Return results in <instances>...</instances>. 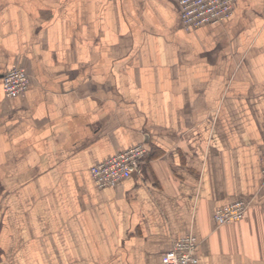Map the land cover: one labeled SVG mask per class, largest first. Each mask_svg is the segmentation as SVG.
<instances>
[{"label":"crops","instance_id":"obj_1","mask_svg":"<svg viewBox=\"0 0 264 264\" xmlns=\"http://www.w3.org/2000/svg\"><path fill=\"white\" fill-rule=\"evenodd\" d=\"M140 143L142 174L99 187ZM190 231L200 264H264V0L192 30L178 0H0V264H161Z\"/></svg>","mask_w":264,"mask_h":264},{"label":"built area","instance_id":"obj_2","mask_svg":"<svg viewBox=\"0 0 264 264\" xmlns=\"http://www.w3.org/2000/svg\"><path fill=\"white\" fill-rule=\"evenodd\" d=\"M180 18L184 29L192 30L204 24L221 23L234 12L236 0H178ZM31 81V74L23 65H15L3 75V91L13 98L25 92ZM148 148L135 144L98 161L92 168V175L99 187L116 185L132 175H141ZM250 201L237 200L218 208L213 215L217 225L241 220L249 208ZM199 238L188 232L173 242V246L162 254L161 264H200Z\"/></svg>","mask_w":264,"mask_h":264}]
</instances>
